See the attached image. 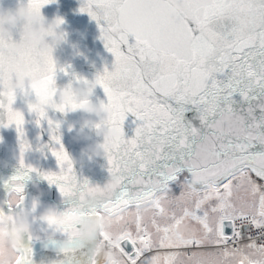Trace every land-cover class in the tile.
<instances>
[{"label": "snow or ice", "instance_id": "1", "mask_svg": "<svg viewBox=\"0 0 264 264\" xmlns=\"http://www.w3.org/2000/svg\"><path fill=\"white\" fill-rule=\"evenodd\" d=\"M80 11L97 21L114 57L112 70L95 79L112 123L123 132L127 113L139 123L107 155L108 173L118 177L103 186L109 199L79 213L78 202L69 207L62 232L76 219L115 212L124 264H264V0H84ZM49 65L35 86L41 101L54 91ZM34 111L37 123L46 118L43 108ZM11 123L21 137L20 166L35 171L23 161L30 147L23 116L4 126ZM48 124L50 132L58 128ZM51 139L60 170L42 173L49 184L78 201L101 188L78 183L60 137ZM242 188L251 199L234 201ZM17 264H31L30 248Z\"/></svg>", "mask_w": 264, "mask_h": 264}, {"label": "clouds", "instance_id": "2", "mask_svg": "<svg viewBox=\"0 0 264 264\" xmlns=\"http://www.w3.org/2000/svg\"><path fill=\"white\" fill-rule=\"evenodd\" d=\"M46 5V4H44ZM38 5L30 0H15L14 4H6L0 0V97H3L6 116L5 124L15 114L22 113L14 109L17 95L24 98V103L29 112H35V107H52L58 109L63 106L70 111L78 110L83 114V124L92 126L88 131L80 128L76 131L77 139H90L89 133L99 137V141L89 143L85 152L89 158H107L109 151L115 144L124 139V133L112 123L113 110L108 102L90 99L95 80L88 81L83 78H74L66 86L54 91L44 101L35 93V86L48 74L49 59L55 66L53 59L54 50L64 43L65 35L61 27L63 20L54 16L45 17ZM30 94L35 95V100L28 99ZM12 101L9 104L8 97ZM75 105L73 108L72 106ZM10 109V111H9ZM15 125L11 123L9 125ZM70 158V157H69ZM73 165L74 161L70 158ZM42 175V174H41ZM118 177L108 175L104 185H114ZM19 186L20 181H12ZM111 196V189L101 187L85 190L81 195L76 212L81 207L94 208L103 205ZM24 201V192L12 190L7 194V204L15 209ZM32 207L21 208L18 212L6 214L0 212V264H17L18 257L23 253V241L32 234L33 213ZM64 212H58L54 207H45L39 212L38 219L44 223L51 232L46 239H51L56 233L63 234L56 247V251L68 253L73 251L70 240H80L91 245L90 253L93 261L100 258L103 264H124V258L116 248L120 235L122 221L118 213L102 211L99 215H90L83 219H76L69 233L62 232V228L69 223Z\"/></svg>", "mask_w": 264, "mask_h": 264}, {"label": "water", "instance_id": "3", "mask_svg": "<svg viewBox=\"0 0 264 264\" xmlns=\"http://www.w3.org/2000/svg\"><path fill=\"white\" fill-rule=\"evenodd\" d=\"M3 2L11 5L15 3V0H3ZM83 4L84 0H51L41 9L45 17L51 19L58 16L63 20L61 27L65 41L53 52V59L57 65L53 86L57 89L66 86L74 78L94 81L106 68L109 71L113 68L114 57L105 47L97 21L86 12L80 11ZM128 41L132 43L133 37L129 36ZM123 48L122 45V50ZM28 99L34 101L35 95L30 94ZM90 99L93 102L100 100L107 103V97L99 85H95L92 89ZM0 100L3 101L4 98L0 97ZM12 107L20 110L23 115L22 139L30 146L23 154L24 165L30 166L35 171L28 172L26 168H21V137L14 124L4 126L6 116L4 109L0 108V211L11 214L20 211L21 208L32 207L35 203L32 234L26 236L23 241V247L31 249V264H83L91 245L74 239L70 244L73 251L61 253L56 251V247L63 239V234L56 233L51 239H46L51 229L38 219L39 212L45 207H54L56 211L64 212L78 200L76 197L62 196L56 184H49L41 174L58 173L60 170L56 158L50 151L51 147H59L51 139L52 135H58L64 150L74 161L72 167L77 182L87 181L89 185L103 187L109 175L106 158H89L85 152L89 143L98 142L100 138L91 133L88 140L76 138L78 129L85 128L88 131L92 127L83 124V114L78 110L66 109L60 112L56 108L45 107L46 118H40L37 123V114L27 110L24 98L19 94ZM188 115L191 116V114ZM49 120L53 122V126L58 124V128L51 132ZM138 123L139 121L131 113L126 114L122 124L125 138L134 135ZM21 175L23 179L20 183L23 185L24 201L19 207L9 212L7 194L13 186L12 177Z\"/></svg>", "mask_w": 264, "mask_h": 264}, {"label": "rangeland", "instance_id": "4", "mask_svg": "<svg viewBox=\"0 0 264 264\" xmlns=\"http://www.w3.org/2000/svg\"><path fill=\"white\" fill-rule=\"evenodd\" d=\"M233 199H234V201L239 202L240 200H250L251 197H250V194L248 192H246L242 188L239 191H237V192L234 193ZM193 251H195V249H193ZM95 264H103V261L100 258H96ZM178 264H179V262H178ZM184 264H187V261L186 260L184 261Z\"/></svg>", "mask_w": 264, "mask_h": 264}]
</instances>
